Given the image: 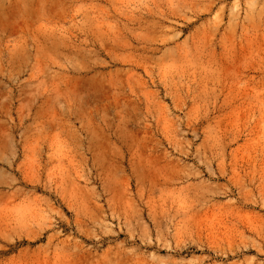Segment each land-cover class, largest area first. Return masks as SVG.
Returning a JSON list of instances; mask_svg holds the SVG:
<instances>
[{"label":"rangeland","instance_id":"obj_1","mask_svg":"<svg viewBox=\"0 0 264 264\" xmlns=\"http://www.w3.org/2000/svg\"><path fill=\"white\" fill-rule=\"evenodd\" d=\"M0 264H264V0H0Z\"/></svg>","mask_w":264,"mask_h":264}]
</instances>
